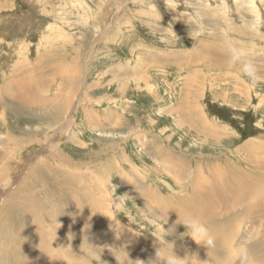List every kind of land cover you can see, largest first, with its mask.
Returning <instances> with one entry per match:
<instances>
[{
  "label": "rangeland",
  "instance_id": "rangeland-1",
  "mask_svg": "<svg viewBox=\"0 0 264 264\" xmlns=\"http://www.w3.org/2000/svg\"><path fill=\"white\" fill-rule=\"evenodd\" d=\"M172 7L0 0V214L7 198L12 204L0 216V264H24L25 250L57 240L68 254L55 252L80 263L137 264L159 239L188 264H237L241 246L264 264L252 246L263 229L262 188L227 207L245 215L230 253L209 227L216 246L196 251L180 223L191 215L183 206L198 167L208 179L218 165L249 173L241 146L264 144V82L228 64L235 42L264 76V0ZM39 211L53 215L36 219ZM35 227L53 233L30 242Z\"/></svg>",
  "mask_w": 264,
  "mask_h": 264
},
{
  "label": "bare ground",
  "instance_id": "bare-ground-1",
  "mask_svg": "<svg viewBox=\"0 0 264 264\" xmlns=\"http://www.w3.org/2000/svg\"><path fill=\"white\" fill-rule=\"evenodd\" d=\"M74 106L76 107L77 105H74ZM190 119L191 118H189V120ZM200 119H201L200 121L202 122L201 126H203L202 125L204 123L203 117H201ZM189 122H193V121H189ZM205 123H208V121L206 120ZM190 124L188 123V125ZM201 126L199 129V132L197 131L198 133H201L203 131H208L202 128ZM216 134L217 133L215 131L212 132V135H216ZM222 134H224V132H222ZM222 134H219V136H221ZM241 147L243 150L246 149L248 151L247 154L246 153L244 154H246L247 160H250V162L252 163L249 173L245 171L244 168L242 167L241 169H239V172H233L231 171V165L228 166V168L225 165L223 166L218 165L217 170H215L212 167V169L208 171L209 174L211 175L210 178L208 179L207 174L206 175L202 174V172L198 170L199 168L198 167L196 170V174L193 175L194 179H192L189 183L190 190H192L194 193V196H192L193 199L191 200L190 203H188V205L183 206L186 211H189V210L191 211L190 216H194V217L197 216L198 218L201 219L203 223H205L211 230H213V232H217L218 234L222 236L221 240L224 243L225 247L227 246L228 248L226 250L227 253H230L233 251L232 242L230 241L231 240L230 237L233 236V240H234L235 234L240 233L238 229V225L240 224L242 226L243 222H245V215L242 216L243 218H241L238 214L236 215L235 213H233L235 211H230L231 213H229V210H228L229 208L227 207H230L232 210L233 208H235V206L237 207L238 205H242V201L250 199V198L254 199L255 195L258 193V189L262 188L261 191H264V144L261 141L253 142V145L247 142L243 144ZM167 156L168 155L166 154L165 159L167 158ZM224 161L227 163V160L224 159ZM176 174L178 175V173ZM182 174H185V173H182ZM197 174L200 177L196 176ZM4 176L5 174L1 175L2 179L4 178ZM178 176H180V174ZM24 182H25V179L23 180V183ZM205 183L207 185H204ZM262 197H264V194L261 196V198ZM8 200L9 199L7 198L4 202L3 208L6 207V209L2 212V214L7 213L9 211L10 205H12V204H9V202H11V199L9 200V202ZM252 206H253V202H251L248 205V207H251V208ZM247 208H245L247 215H252L253 213L258 212V210L256 211H253L251 209L247 210ZM222 209L228 210V213H220ZM39 213L41 214L42 218L44 217L48 219H50L53 215L52 212H51L52 213L51 215L49 212L39 211L36 214V219ZM2 214H0V216ZM179 217L182 218L184 216L181 213ZM262 223H263L262 224L263 229L257 233V235H259L260 237L252 245L255 250L256 249L264 250V219H262ZM62 227L63 226H61V228ZM31 231H32V233L30 232L31 236H29L28 238V241L30 242L32 240L33 241H36L38 239L42 240L44 239L46 234L51 235L53 233V231L51 232L47 231V232L42 233L37 227L33 228ZM53 235H54V238H57L58 235L60 234L58 232H55ZM247 239L249 240L250 238L247 236ZM201 248L202 246L198 245V247H195V250L201 251ZM55 249L56 250L61 249L65 254H68L67 253L68 248H63L61 241L59 242L57 240V241H53L49 243L45 242L44 245L39 246V249H36L35 247V248L28 249V251L25 250L23 263L24 264H96L94 261L86 262V263H80V260H77V259H75L74 261V259H72L68 255L66 256L62 252L56 253ZM76 255H78V252H74V256ZM154 256L155 255L152 252L150 254V257H154ZM94 257L97 258V256H94ZM201 257H203V255ZM18 262L19 260L17 259V263Z\"/></svg>",
  "mask_w": 264,
  "mask_h": 264
},
{
  "label": "clouds",
  "instance_id": "clouds-1",
  "mask_svg": "<svg viewBox=\"0 0 264 264\" xmlns=\"http://www.w3.org/2000/svg\"><path fill=\"white\" fill-rule=\"evenodd\" d=\"M165 4L169 9H174L172 7L173 0H165ZM228 64L233 67L238 66L242 74L253 84L264 82V76L261 75V66L256 62L253 54L247 48L239 46L235 42L228 43ZM180 223L187 228V233H189V236L197 245H205L211 249L216 246L215 237L200 218L189 216ZM171 229H169V231H171ZM158 243L159 246L156 247L155 256L149 258L147 261L137 260V264H188L187 257L189 255L182 257L177 254L175 249L168 250L163 246L160 239ZM236 260L237 264H254V260L246 246H241L238 249Z\"/></svg>",
  "mask_w": 264,
  "mask_h": 264
}]
</instances>
